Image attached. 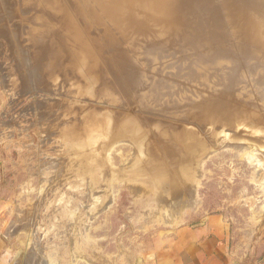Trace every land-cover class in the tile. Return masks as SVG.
I'll return each instance as SVG.
<instances>
[{"label":"rangeland","instance_id":"1","mask_svg":"<svg viewBox=\"0 0 264 264\" xmlns=\"http://www.w3.org/2000/svg\"><path fill=\"white\" fill-rule=\"evenodd\" d=\"M221 1L215 0V3L221 6L220 13L224 17L227 10ZM203 13V9L198 8V15ZM0 18L3 23L5 18ZM12 27L15 35L12 32L8 35L14 43L11 63L19 65L16 67L20 68L18 75L26 84H16L20 78L17 74L9 75L11 79L7 80L5 74L8 73L0 68V237L6 241L0 239V256L6 255L9 264H140L142 252L150 247L154 235L180 226L197 225L218 215L230 227L234 263L264 264V146L236 138L230 133V127L229 131L223 130L222 123L237 115L249 125L255 116L259 117L254 120H264L260 95L256 94V101L254 98L246 104L235 94L231 98L220 93L231 99L223 101L229 107L221 108L219 114L226 111L218 117L203 112L197 115L204 120H200L201 128L196 130L202 142L195 145L184 140L180 133L182 137L176 135L175 138L167 134L163 148H160L162 143L154 140L152 148H134L125 141L127 138L106 137L102 132L105 124H100L92 135H84L79 143L72 142L60 129L62 123H68L72 113L58 109L56 104L59 99L63 103H74L84 95L88 99L89 93H76L75 84L56 85L57 91L54 82H50L43 84V88L41 73L32 79L30 55L23 50V46L28 45H20ZM155 42L165 46L163 55L177 51L181 60L203 58L209 64L201 46L190 54L182 53L180 47L185 42L177 35L166 33ZM123 46L121 51L124 48L129 58L137 60L135 63L140 69L137 76L144 71L148 72L147 75L145 72L147 77L157 76L151 68L140 67L139 59H148L147 54L138 47L129 48L125 43ZM234 46L231 45L230 58L241 61L243 56H239L236 49L233 51ZM110 49L109 67L112 68L103 73L113 82L119 80L122 70L117 63L120 59L117 50ZM243 67L240 64L241 70ZM93 74L101 73L97 70ZM173 81L190 89L192 95L204 93L202 87ZM223 83L231 84L229 80ZM252 87L246 84L243 88L248 96ZM124 101L125 105H135L130 99ZM45 108L50 112L54 110L56 115L50 117L53 112L48 113ZM181 120L175 123L182 124ZM251 129L252 125L242 128L247 133H251ZM187 147L191 149L185 150ZM194 148L199 151L193 152ZM243 148L257 150L258 155L253 154V150L247 153Z\"/></svg>","mask_w":264,"mask_h":264},{"label":"bare ground","instance_id":"2","mask_svg":"<svg viewBox=\"0 0 264 264\" xmlns=\"http://www.w3.org/2000/svg\"><path fill=\"white\" fill-rule=\"evenodd\" d=\"M221 2L226 6L225 18L220 13L221 6L218 7L215 0H0V17L5 18L3 23L0 18V68L8 73L5 74L7 80L11 79L8 78L9 75L20 73V68L16 69L19 65L13 67L11 63L14 43L8 35L14 26L20 45H28L23 46V50L30 55L32 79L41 73L42 85L54 82V88L59 89V84L66 87V84H75L78 89L76 93H89L90 98L87 96L86 99L84 95L85 100H80L76 97L78 101L74 103H63L62 99H59V103L55 102L58 109H65L66 112L74 114H71L67 124L62 123L60 126L61 132L71 138L72 142L76 140L79 143L84 135H92L105 124L102 132L106 137L115 136L121 140L127 138L128 141H125L134 148H152L153 140L162 143V147H159L163 148L167 134H170V138H175L176 135L182 137L183 134L184 140L195 145L202 142L196 130L201 128L200 120H204V117L197 115H202L203 112L205 115L212 113L214 117H218L226 111L223 110L219 114L221 108L229 107H226L223 101L231 99L224 98L220 93L228 97H234L235 94L246 104V101H252L254 98L256 101V94L260 95L262 101L259 103L262 102L264 108V0ZM198 8L203 9L202 16L198 15ZM25 21L28 26H25ZM166 33L182 38L185 42L180 47L182 53L188 51L190 54L201 46L204 53H207L205 58L209 64L202 60L203 58L181 60L177 57V51L163 55L165 46L158 45L155 39ZM12 35L15 34L12 32ZM124 43L129 48L138 47L147 54V61L138 58L140 67L151 68L157 76L147 77L146 71L140 74V77L137 76L140 71L135 63L137 60L129 58L124 48L121 51ZM201 43L206 45L203 47ZM232 44L235 45L233 51L236 49V53L243 56V59L240 57L242 62L230 58ZM108 48L117 50L120 58L117 63L122 70L119 80L113 82L108 81V77L103 73L112 68L109 67ZM205 48L210 50L206 51ZM113 58L110 57L112 60ZM240 64L244 65V70L240 69ZM97 70L101 74L94 75ZM19 77L16 84L20 86L24 84V80L22 76ZM122 79L125 81H120ZM173 80L202 87L204 93L192 95L190 89L179 86V82L177 85ZM224 80H229L231 84L226 86ZM246 84L253 86L249 96L248 92L243 90ZM36 88L41 90L40 87ZM62 90L64 88L60 91ZM60 91L59 94L62 95ZM73 94L74 92L72 96ZM126 99H130L135 105H125ZM95 104L108 107H93ZM48 110L45 111L49 113L51 110ZM54 113L50 117H53ZM239 116L230 121L227 118L222 122L223 130L230 127V133H234L236 138L262 143L264 146V124L261 126L260 123L263 119L254 120L259 116H252L253 129L251 133H247L242 128L246 129L251 125ZM181 118L182 124H176V120ZM190 149L185 148L187 151ZM243 149L245 152L253 150V154L259 152ZM195 150L199 151L194 148L193 152Z\"/></svg>","mask_w":264,"mask_h":264},{"label":"crops","instance_id":"3","mask_svg":"<svg viewBox=\"0 0 264 264\" xmlns=\"http://www.w3.org/2000/svg\"><path fill=\"white\" fill-rule=\"evenodd\" d=\"M140 264H235L230 227L221 216L161 231L142 252ZM0 264H9L6 255Z\"/></svg>","mask_w":264,"mask_h":264},{"label":"water","instance_id":"4","mask_svg":"<svg viewBox=\"0 0 264 264\" xmlns=\"http://www.w3.org/2000/svg\"><path fill=\"white\" fill-rule=\"evenodd\" d=\"M0 239L3 241V242H5L6 243V241L2 238V237H0Z\"/></svg>","mask_w":264,"mask_h":264}]
</instances>
